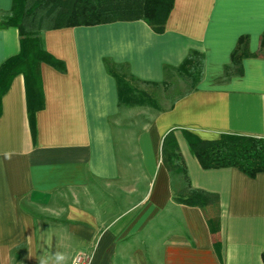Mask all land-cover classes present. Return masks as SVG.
I'll list each match as a JSON object with an SVG mask.
<instances>
[{
	"label": "crops",
	"instance_id": "0c3cea01",
	"mask_svg": "<svg viewBox=\"0 0 264 264\" xmlns=\"http://www.w3.org/2000/svg\"><path fill=\"white\" fill-rule=\"evenodd\" d=\"M12 6L0 0V16ZM43 43L66 70L40 65L34 128L23 74L2 98L0 264H56L57 252L65 264L82 253L90 264H264V173L204 170L185 138H264V0H175L163 34L116 22L47 31ZM20 50L18 29L0 30V66ZM191 52L201 76L170 109L119 104L106 59L160 85ZM171 132L191 188L220 197L216 234L177 201Z\"/></svg>",
	"mask_w": 264,
	"mask_h": 264
},
{
	"label": "trees",
	"instance_id": "16d2710c",
	"mask_svg": "<svg viewBox=\"0 0 264 264\" xmlns=\"http://www.w3.org/2000/svg\"><path fill=\"white\" fill-rule=\"evenodd\" d=\"M174 5L175 0H13L11 12L0 16V30L11 27L18 29L21 50L0 66V116L2 98L9 91L13 79L23 74L29 117L34 128L35 113L43 109L40 65L47 63L65 72L64 64L50 55L44 47V34L47 31L142 21L156 34H163ZM243 41L244 39H240L239 46ZM239 63V56L235 52L233 64ZM104 64L117 81L121 106H149L160 110L151 93L141 87L157 86L156 84L138 80L127 65H117L110 59H106ZM202 69V58L191 52L176 70L184 72L195 83L200 78ZM185 138L191 154L204 170L234 168L252 179L264 173V138L223 134L217 141H204L189 133H185ZM164 153L167 161L173 164L174 171L183 176L182 184L186 187V193L177 201L201 209L212 233H218L219 220L214 212L218 209L220 197L218 194L191 188L174 132L169 133L165 139Z\"/></svg>",
	"mask_w": 264,
	"mask_h": 264
},
{
	"label": "rangeland",
	"instance_id": "374dc122",
	"mask_svg": "<svg viewBox=\"0 0 264 264\" xmlns=\"http://www.w3.org/2000/svg\"><path fill=\"white\" fill-rule=\"evenodd\" d=\"M141 87L151 93L160 108L158 110L153 107L143 106L144 109L149 108L151 112L152 110L150 109L163 112L170 109L179 99L192 92L194 82L184 72L176 70L163 84L157 86L142 85Z\"/></svg>",
	"mask_w": 264,
	"mask_h": 264
},
{
	"label": "built area",
	"instance_id": "2783aa9c",
	"mask_svg": "<svg viewBox=\"0 0 264 264\" xmlns=\"http://www.w3.org/2000/svg\"><path fill=\"white\" fill-rule=\"evenodd\" d=\"M91 257L88 254H78L72 264H90Z\"/></svg>",
	"mask_w": 264,
	"mask_h": 264
},
{
	"label": "clouds",
	"instance_id": "9594fccd",
	"mask_svg": "<svg viewBox=\"0 0 264 264\" xmlns=\"http://www.w3.org/2000/svg\"><path fill=\"white\" fill-rule=\"evenodd\" d=\"M67 257L62 252H57L55 254V262L56 264H65ZM40 264H48L47 260L42 259Z\"/></svg>",
	"mask_w": 264,
	"mask_h": 264
}]
</instances>
